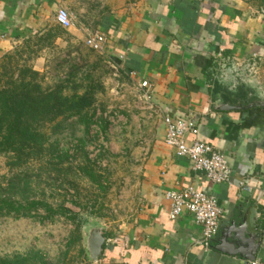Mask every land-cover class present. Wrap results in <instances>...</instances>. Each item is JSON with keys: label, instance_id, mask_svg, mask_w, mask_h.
Listing matches in <instances>:
<instances>
[{"label": "crops", "instance_id": "crops-1", "mask_svg": "<svg viewBox=\"0 0 264 264\" xmlns=\"http://www.w3.org/2000/svg\"><path fill=\"white\" fill-rule=\"evenodd\" d=\"M62 6L60 0H0V58L55 24ZM98 28L107 35L105 52L111 59L134 82L151 85L154 116L130 213L114 230L110 224L106 228L99 260L264 261V16L240 0H139ZM81 29L66 31L83 42ZM165 116L195 123L198 134L188 135V141L197 139L225 156L228 182H210L164 143ZM188 186L214 196L221 209L218 233L208 250L200 243L201 226L189 213L175 220L168 216L166 194Z\"/></svg>", "mask_w": 264, "mask_h": 264}, {"label": "rangeland", "instance_id": "rangeland-1", "mask_svg": "<svg viewBox=\"0 0 264 264\" xmlns=\"http://www.w3.org/2000/svg\"><path fill=\"white\" fill-rule=\"evenodd\" d=\"M60 1L75 27L92 30L104 25L107 17L139 0ZM240 1L264 16V0ZM55 24H48L46 29L27 37L0 58L2 83L11 74L18 81V75L29 69L38 73L36 81L43 88H52L68 75L72 65L81 66L76 76L77 92H84L89 83L82 79L87 72L100 85L88 111L92 124L86 131L77 116L67 119L61 116L54 122L44 123L41 130L47 136V144L56 148L55 155L57 152L66 155L58 160L53 157L54 164L46 155L15 170L8 164L10 155H0V180L9 179L13 173L25 174L29 186L22 188L15 199L64 204L77 216L76 224L59 215L45 222L0 216V258L37 252L47 264H103L99 259H90L85 244L97 220L104 234L109 224L114 230L116 223L130 213L132 188L154 117L153 105L141 97L138 83L111 55L89 49L84 40ZM30 79L28 75L27 80ZM70 87L65 91L68 95ZM84 166L94 180L84 176L81 170ZM37 215L44 214L39 210Z\"/></svg>", "mask_w": 264, "mask_h": 264}, {"label": "trees", "instance_id": "trees-1", "mask_svg": "<svg viewBox=\"0 0 264 264\" xmlns=\"http://www.w3.org/2000/svg\"><path fill=\"white\" fill-rule=\"evenodd\" d=\"M72 66L68 75L60 79L52 88H43L36 81L38 73L29 69L18 75V81L14 80L12 78L14 75L11 74L6 75L8 77L2 83L4 75L0 76V155H10L8 164L12 170L26 165L30 160H39L46 155L51 157L50 160L54 164L56 159L53 157H57L58 160L64 155V153L58 155V152L55 155L56 148L47 144V136L41 130L44 123L54 122L61 116L64 119L77 116L85 126V130H89L92 119L88 111L95 102V92L99 90L100 85H96L91 73L87 72L82 79H87L89 83L84 87V92L78 93L79 86L76 84V76L82 67ZM28 75L31 77L29 81L27 80ZM69 86H72L70 95L65 93ZM218 87L219 85L215 84V89ZM86 168L84 166L81 169L84 176L94 180L91 172ZM24 176L25 174L22 173H13L9 179L0 180V216L35 218L40 222H45L59 215L76 224L77 216L64 207V204L51 205L39 199H15L22 188L29 186V181ZM39 210H42L44 215H37ZM78 227L77 225L76 230ZM101 258L102 255L99 259ZM0 264L47 263L39 253L30 252L26 255L16 254L0 258Z\"/></svg>", "mask_w": 264, "mask_h": 264}, {"label": "built area", "instance_id": "built-area-1", "mask_svg": "<svg viewBox=\"0 0 264 264\" xmlns=\"http://www.w3.org/2000/svg\"><path fill=\"white\" fill-rule=\"evenodd\" d=\"M55 22L61 28L69 30L74 27L70 13L65 8H58L55 13ZM86 46L97 52L104 53L107 44V35L100 29H81ZM141 97L152 104V88L147 81L137 84ZM164 143L173 148L177 155L186 157L193 170L203 172L207 179L214 184L228 182L230 179V168L225 156L215 151L210 145L197 139L188 141V135L196 137L197 129L189 120L165 116ZM170 202L168 216L175 220L182 213L191 215L195 223L201 226L200 243L205 250L212 246L218 229L221 209L214 196L188 186L181 191H172L166 194ZM249 264H264V261L252 260Z\"/></svg>", "mask_w": 264, "mask_h": 264}, {"label": "water", "instance_id": "water-1", "mask_svg": "<svg viewBox=\"0 0 264 264\" xmlns=\"http://www.w3.org/2000/svg\"><path fill=\"white\" fill-rule=\"evenodd\" d=\"M223 108H230V107L223 106ZM189 121L192 125H195V123L192 120ZM102 228L103 227L100 221L97 220V223L94 226H92V229L89 232V236L85 244V248L88 251L90 255V259L92 261H97L102 255V251H103L102 248L105 242L104 236L102 234ZM214 249L221 250V248L218 246L215 247Z\"/></svg>", "mask_w": 264, "mask_h": 264}]
</instances>
